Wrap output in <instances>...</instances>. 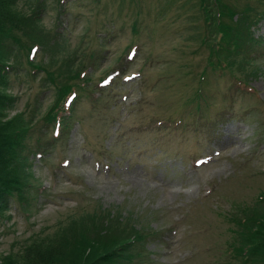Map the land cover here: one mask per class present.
Returning a JSON list of instances; mask_svg holds the SVG:
<instances>
[{
	"label": "rangeland",
	"instance_id": "rangeland-1",
	"mask_svg": "<svg viewBox=\"0 0 264 264\" xmlns=\"http://www.w3.org/2000/svg\"><path fill=\"white\" fill-rule=\"evenodd\" d=\"M200 2L46 0V43L27 52L22 39L9 58L4 117L30 125V185L0 214V257L96 212L140 234L124 264H241L227 245L264 190V46L232 73L207 65L202 39L228 5L263 9L251 30L264 41V0H219L210 16ZM70 83L57 132L45 115Z\"/></svg>",
	"mask_w": 264,
	"mask_h": 264
},
{
	"label": "trees",
	"instance_id": "trees-1",
	"mask_svg": "<svg viewBox=\"0 0 264 264\" xmlns=\"http://www.w3.org/2000/svg\"><path fill=\"white\" fill-rule=\"evenodd\" d=\"M20 1L0 0V214L7 208L12 196L25 198L30 185L24 155L30 125L20 114L4 117L13 100L6 84L7 70L12 67L9 58L14 46L20 45L22 39L29 42L27 52L33 46L43 47L46 43L39 27L46 0H23L25 4L22 5ZM199 1L205 16H210L214 14V3L219 0ZM228 9H232L230 21L227 24L218 19L216 21L215 14L212 15L213 23L208 24L210 36L202 40L209 44L207 65L208 62L212 63L211 57L215 56L216 65L223 62V67L233 73L238 66L237 60L252 62L255 49L264 46V41L251 30L259 21L263 9L254 11L244 8L237 12L227 5ZM234 15L237 17L232 20ZM28 63L35 65L29 58ZM39 66L37 64L35 67ZM80 75L81 71L78 70L77 77L81 79ZM84 80L89 81L88 77ZM74 86L70 83L58 88L57 99L48 109L45 123L57 129L68 127L72 114L70 103L77 96ZM238 217L236 230L231 232L232 239L227 245L228 253L238 258L241 264H264V190L255 203L239 213ZM138 238L140 234L133 226L122 221L114 223L105 220L95 212L73 218L52 233L25 240L20 249L2 255L0 264H124L132 258L135 246L142 241H137Z\"/></svg>",
	"mask_w": 264,
	"mask_h": 264
}]
</instances>
